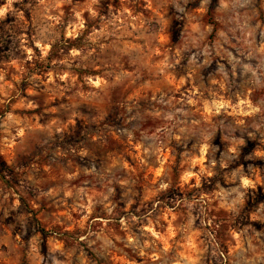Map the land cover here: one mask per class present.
<instances>
[{
	"label": "clouds",
	"instance_id": "clouds-1",
	"mask_svg": "<svg viewBox=\"0 0 264 264\" xmlns=\"http://www.w3.org/2000/svg\"><path fill=\"white\" fill-rule=\"evenodd\" d=\"M0 264H264V0H0Z\"/></svg>",
	"mask_w": 264,
	"mask_h": 264
}]
</instances>
